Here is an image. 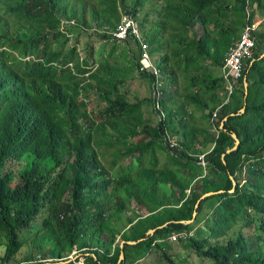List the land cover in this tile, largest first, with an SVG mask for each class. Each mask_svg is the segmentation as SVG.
Returning a JSON list of instances; mask_svg holds the SVG:
<instances>
[{"label":"trees","instance_id":"trees-1","mask_svg":"<svg viewBox=\"0 0 264 264\" xmlns=\"http://www.w3.org/2000/svg\"><path fill=\"white\" fill-rule=\"evenodd\" d=\"M124 17L150 46L160 86L136 39L110 42ZM259 21L223 105L227 53ZM84 36L82 54L71 42ZM133 70L147 97L123 91ZM211 192L221 193L201 200ZM139 223L155 232L138 239ZM153 255L264 264V0H0L1 264Z\"/></svg>","mask_w":264,"mask_h":264},{"label":"built area","instance_id":"built-area-1","mask_svg":"<svg viewBox=\"0 0 264 264\" xmlns=\"http://www.w3.org/2000/svg\"><path fill=\"white\" fill-rule=\"evenodd\" d=\"M257 26H249L242 33L239 40H237L233 46L229 49L225 64L222 67V75L225 79V101L223 105L228 104L232 96L237 92L240 86V81L245 76L246 62L253 59L256 49V39L253 36V32ZM110 42H125L130 38L136 39L141 46V66L142 70H147L154 74L157 78L155 84L160 86V70L155 67L153 58L150 52V46L145 40L141 38V34L137 23L131 17H124L122 22L117 27L116 31L110 34ZM222 105V106H223ZM218 116V112L215 117ZM171 146H174L171 144ZM173 241L177 240V236L172 237ZM76 253L69 257L70 261H76L78 256ZM78 264H85L83 260H80Z\"/></svg>","mask_w":264,"mask_h":264},{"label":"rangeland","instance_id":"rangeland-1","mask_svg":"<svg viewBox=\"0 0 264 264\" xmlns=\"http://www.w3.org/2000/svg\"><path fill=\"white\" fill-rule=\"evenodd\" d=\"M50 21L53 24L56 23V20L51 15H50ZM260 23H261V21H259L255 26L258 27ZM98 41H99L98 38H95L94 41H93V46L95 48H97L99 46ZM88 42H89V37H85V36L84 37H79L78 41H76V39H75V40H73L71 42V46L72 47H76L78 49V51L83 54V50L86 48ZM110 51H111V46L107 48V52L105 53V57H108ZM121 51H122V48L120 49V52ZM116 56H118L117 58H119L120 54L117 53ZM124 62L125 61H123V63ZM129 76H130V81L127 84L129 86L126 89L124 88L123 91L128 92L131 96L137 95L140 98L147 97L148 96V89H147L146 85L141 80L137 79L136 72L133 70ZM164 147L165 146L162 145L159 148L152 149L151 152H150V156L152 158H159L160 156L158 155V152L160 150H163ZM161 203L162 204H172L173 202H172V200L170 198H168V196H165V197L162 198ZM213 203H214V201L209 202V206L207 205L205 207L203 215H205L206 213H208L210 211V207H211V205ZM152 231L154 232V230L151 228L150 224L139 223L137 225L135 235L139 239L144 234H146V235L151 234ZM171 239H172V237H171ZM156 260H157L156 255H153V257L145 259L141 264H155L154 261H156ZM0 264H1V261H0ZM10 264H13V263L11 262Z\"/></svg>","mask_w":264,"mask_h":264},{"label":"water","instance_id":"water-1","mask_svg":"<svg viewBox=\"0 0 264 264\" xmlns=\"http://www.w3.org/2000/svg\"><path fill=\"white\" fill-rule=\"evenodd\" d=\"M246 80H247V78H246ZM249 87H250V83H249V81L247 80V81H246V95H247V96H248V94H249ZM247 96H246V98H247ZM242 111L245 112V111H246V108H244ZM234 136H235V138H236V140H237V144H236V146H235L233 149L230 150V152H232V151L238 149V147H239V145H240V143H241V140H240L238 134L235 133ZM233 179H234V178H233ZM234 185H236L235 181H234ZM232 192H233V191H232ZM217 193H221V192H211V193H208V194H206L201 200H203V199H205V198H208V197H211V196H213V195H215V194H217ZM199 202H200V201H199ZM198 205H199V203L197 204L196 208L198 207ZM196 216H197V213L194 214V218H195ZM192 222H193V221L187 222V224L192 223ZM154 232H155V231H154ZM154 232L152 231L151 234H153ZM136 243H138V242H130V245H135ZM123 244H125V243H123ZM124 259H125V255H124V253L122 252V253H121V256H120V261H119V263H122V262L124 261Z\"/></svg>","mask_w":264,"mask_h":264},{"label":"clouds","instance_id":"clouds-1","mask_svg":"<svg viewBox=\"0 0 264 264\" xmlns=\"http://www.w3.org/2000/svg\"><path fill=\"white\" fill-rule=\"evenodd\" d=\"M156 67V66H155ZM154 75V74H153ZM70 257V256H69ZM78 259V258H77ZM70 261V260H69Z\"/></svg>","mask_w":264,"mask_h":264}]
</instances>
